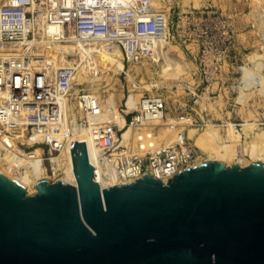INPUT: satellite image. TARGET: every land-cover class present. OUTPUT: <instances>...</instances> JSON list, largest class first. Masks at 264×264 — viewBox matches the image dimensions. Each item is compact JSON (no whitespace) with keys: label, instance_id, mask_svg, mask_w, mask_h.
<instances>
[{"label":"water","instance_id":"water-1","mask_svg":"<svg viewBox=\"0 0 264 264\" xmlns=\"http://www.w3.org/2000/svg\"><path fill=\"white\" fill-rule=\"evenodd\" d=\"M70 153L75 184L29 194L0 171V264H264L263 161L102 188L85 144Z\"/></svg>","mask_w":264,"mask_h":264},{"label":"built area","instance_id":"built-area-1","mask_svg":"<svg viewBox=\"0 0 264 264\" xmlns=\"http://www.w3.org/2000/svg\"><path fill=\"white\" fill-rule=\"evenodd\" d=\"M2 2L0 136L16 139L24 151L41 148L50 174L55 155L70 152L76 141L83 142L95 178L99 173L123 179L112 185L134 181L146 172L167 182L178 171L194 166L198 154L181 133L158 149L146 142L151 132L138 135L146 147H141L145 154L139 155L129 151L122 138L123 128L109 119L117 112L124 116L125 125L149 127L165 117L163 97L144 95L136 108L128 110L124 104L125 109L115 110L107 108L86 83L77 82L80 75L88 81L100 78V44L105 40L116 45L128 63L148 59L157 64L161 60L174 37L165 12L154 9L151 0ZM229 34L227 29L221 32L226 51ZM220 48L207 44L201 64L219 65ZM189 111L186 106L177 119L192 125ZM32 136L38 139L30 143L27 139Z\"/></svg>","mask_w":264,"mask_h":264},{"label":"rangeland","instance_id":"rangeland-1","mask_svg":"<svg viewBox=\"0 0 264 264\" xmlns=\"http://www.w3.org/2000/svg\"><path fill=\"white\" fill-rule=\"evenodd\" d=\"M0 1L1 5L3 0ZM156 1L160 3L158 6L160 5L161 11L168 17L170 34L172 33L174 37L172 44H169L165 50H171L175 54L180 53L185 67V71L181 73L182 76L180 74L176 76L177 78L174 76L163 78L160 76L163 71L161 68L163 59L158 61L160 64L152 63L148 59H144L143 63H128L124 61L120 51L123 68L115 74L109 73V77L112 74L113 76L106 77L108 79H105L104 74L101 73L100 78L104 84L100 82V93L95 90L97 81L90 82L91 80L86 79L77 82L83 81L82 83H86L90 90H95L93 92L102 98L104 105L106 100L113 98L115 102L111 107L114 106L115 109H125L124 104L129 94L139 95L138 101L144 95L163 97L167 107L163 120L156 121L149 127L133 128L131 125L123 124L121 127L119 125L123 128L122 133L131 127L132 142H127L126 147L133 153L144 155L146 152V149L136 147L137 143L142 144L137 139L140 133L151 132V139L146 142H154V145L151 143L153 145L151 148H156L159 146L155 138L153 139V135L156 134L154 131L162 127H170L172 139L175 140L179 135L185 136L198 154L200 163L204 162L202 161L203 148H208L206 151L208 152L210 148L214 149L216 143H221L218 146L222 143L232 146L235 143L233 146L236 150L249 161V155L243 152V149L251 141L253 133L245 134L244 129L246 126L248 128L251 126L264 131V0ZM158 6L153 8L160 10ZM225 29L231 34H229L230 45L227 51L224 35H221ZM207 44L210 47H221L222 55L219 65L201 64V52ZM112 45L116 46L113 43ZM100 70L103 69L100 67ZM186 106L190 109L192 125L177 119L185 113ZM230 126L234 128L232 130L234 134L240 136L238 141L235 140L237 142H230L228 132ZM174 140H171V143ZM16 147L23 155L35 149L30 148L24 151L17 142ZM7 152L6 146H0V157L9 155ZM195 161L192 164L198 165ZM0 165L7 171L13 168L12 171L15 174L22 172L20 166L12 167L1 159ZM35 173L38 174L37 171Z\"/></svg>","mask_w":264,"mask_h":264},{"label":"bare ground","instance_id":"bare-ground-1","mask_svg":"<svg viewBox=\"0 0 264 264\" xmlns=\"http://www.w3.org/2000/svg\"><path fill=\"white\" fill-rule=\"evenodd\" d=\"M151 3L155 7H157L158 4H160V3H157L156 0H151ZM159 9H160V7H159ZM160 11H161V9H160ZM100 45H102V47H103V52L99 55L100 67L103 69L100 72V75H101V73L104 74L105 79L112 78L113 74L109 77L108 76L109 73L115 74L117 71H121L123 68L120 50L117 48V46H113L112 43L110 41H107V40L101 42ZM179 54H177V52L175 54V52H173L171 50H168V51L165 50L164 51L163 56L161 58V59H163V64H161L162 66L158 65V66H161V68L163 69V71L160 69L162 72L160 70H158L159 72H161L160 73L161 77L164 78V77L172 76L170 78H173V76L174 77L179 76L181 73H183V71H185L184 70L185 67L183 66L182 60H181L182 57L180 58L181 55H179ZM157 64H160V63L158 62ZM170 66L174 67L173 68L174 70ZM170 68L172 69L171 71H170ZM180 76H182V74ZM106 77H108V78H106ZM78 78L79 79H77V81L86 80L85 75H80V76H78ZM95 81H97V85H95L96 86L95 90H96V92H99L100 82H102L104 84V81L101 78H99ZM82 82H80V83H82ZM90 82H94V81H90ZM104 87H105V85L102 87L103 91L105 89ZM95 90L91 89V91H95ZM111 95H112V93L109 94L110 97H111ZM137 97H139V95L129 94V96L126 99V103H125L128 110L135 108V106L137 105V101H138ZM106 101L107 102H106L105 106L107 108H114L115 109L114 106L111 107V105L114 104V102H115V101H113V98H110ZM109 119L118 123V125H120V127L123 126V124H125L124 117L122 115H119L117 112L110 114ZM172 122H173V120H172ZM169 128L170 127H168V128L162 127L159 130L154 131V133L156 132V134H154L155 136L153 135V139L155 138V140L157 142V146H159V147H156L155 149L161 148L162 146H166L169 143H171V140H174V139H172L173 138L172 137L173 136L172 131L169 130ZM246 128L244 129V130H246L244 132L245 134H249V135L251 134L252 135V133H253L251 141L248 142L244 146V149H243V152H245L247 155H249V158H250L249 161L245 160L243 158V155H241L236 150L235 146H233V145H235V143L232 146H231V144L225 145L223 143H222V145L218 146L221 143H216V144H214L215 145L214 149H211L208 146L210 148V150H208V152H206L208 148H203L204 154H203V160L202 161H207V159H209V160L218 159L219 161H222L225 165H230V163L231 164L237 163V164H240L242 166H245V165L251 163L252 161H258L259 160V161L264 162V143H262V141L264 142V131L261 128H257V127L251 128V126H249V128H248L246 126ZM233 129L234 128H232L231 126L228 128L229 137L231 139L230 142H234L235 140L238 141V138H240V136H237L236 134H234V131H232ZM130 130H131V127L127 128L122 133V138H123V141H125V143H127L129 141L132 142L130 140L132 131H130ZM81 138L82 137H78V139H81ZM257 138L260 141L257 140ZM36 139H38V136H32L31 138H28L27 140H28V142L32 143L33 140H36ZM16 141H17L16 139L11 138V137L10 138L5 137L4 135L0 136V146H2V147L6 146L7 151L9 152V155H5L4 158L0 157V159L8 162L12 167L15 166V168H19V166H20L22 169V172H20L19 174H15V172L12 171V170H14L13 168L12 169L8 168L9 170L7 171L1 165H0V171L3 173L5 172L6 175L15 179L17 182H19L21 185H23L26 188L28 193H33L36 191V188L34 185L37 183L38 179H41V178H47V179H50L51 181H56L57 179H61L65 182H68L71 184L76 183V178H75V175L73 172L71 153L68 150H63L57 156H54L52 158V166H53L54 170H53V173L49 175L47 172V168H46L45 164L43 163L42 149L41 148H35L30 153L23 155V154L19 153V151L16 147ZM237 141H235V142H237ZM151 143L154 145V142H151ZM134 144H136V143L134 142ZM143 144L144 143L138 145V143H137V145H136L137 149L138 148L141 149V147L144 148L145 146H143ZM211 145L213 146V144H211ZM134 147H135V145H134ZM8 152H7V154H8ZM62 154L64 155V158H63ZM236 158H237V160H236ZM199 160H200V158H197L195 161L196 162L195 164H199L200 163ZM92 163H93V160H92ZM64 168H66V170H64ZM35 171H37V173H38L37 175H36ZM96 178H97L96 180L99 182V184L102 188L108 187L109 185H112L114 183H118L119 181L123 180V179H119L117 177L116 178L115 177L109 178V177H106L105 175L101 176L99 173H98V175L96 174Z\"/></svg>","mask_w":264,"mask_h":264}]
</instances>
